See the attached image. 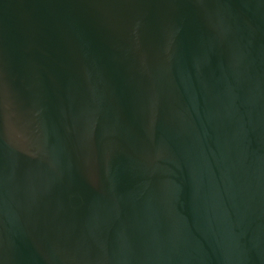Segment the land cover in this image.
Listing matches in <instances>:
<instances>
[{
    "label": "water",
    "instance_id": "1",
    "mask_svg": "<svg viewBox=\"0 0 264 264\" xmlns=\"http://www.w3.org/2000/svg\"><path fill=\"white\" fill-rule=\"evenodd\" d=\"M0 264H264V0H0Z\"/></svg>",
    "mask_w": 264,
    "mask_h": 264
}]
</instances>
